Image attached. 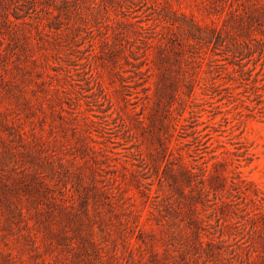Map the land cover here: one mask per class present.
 Returning a JSON list of instances; mask_svg holds the SVG:
<instances>
[{"label":"rangeland","instance_id":"rangeland-1","mask_svg":"<svg viewBox=\"0 0 264 264\" xmlns=\"http://www.w3.org/2000/svg\"><path fill=\"white\" fill-rule=\"evenodd\" d=\"M0 264H264V0H0Z\"/></svg>","mask_w":264,"mask_h":264}]
</instances>
